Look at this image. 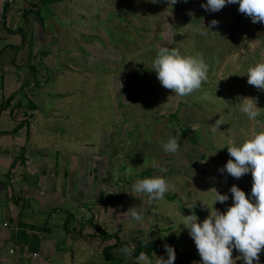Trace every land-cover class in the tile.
I'll list each match as a JSON object with an SVG mask.
<instances>
[{"label": "rangeland", "instance_id": "1", "mask_svg": "<svg viewBox=\"0 0 264 264\" xmlns=\"http://www.w3.org/2000/svg\"><path fill=\"white\" fill-rule=\"evenodd\" d=\"M206 2L73 0L69 10H60L53 20L42 12L46 27L60 41L51 53L48 81L39 87V107L31 113L37 114L39 122L31 124L47 130L42 136L46 155L62 170L69 172V162L80 155L97 157L103 149L109 153V171L102 179L106 182H101L105 195H98L107 208L101 213V228L109 236L101 247L96 243L90 248L81 243L69 246V264H115L102 248L117 240L120 264H134L137 257L133 253L129 258L118 250L135 246L139 238L155 240L160 248L171 241L179 252H196L181 224L182 214H191L188 207L197 200L194 210L202 222L208 215L202 201L210 209L213 205L214 193L207 192L209 189L228 194L227 202L214 205L221 212L232 204V185L251 196V172L236 179L219 169L230 158L229 141L239 145L253 129L264 131V111L258 123L239 111L243 97L257 98V107L264 109V92L249 85L245 75L264 56V24L241 14L238 4L212 13L201 7ZM213 19L218 25L211 31L204 29ZM201 30L207 35H201ZM161 46L178 48L184 55H203L209 72L199 91L177 97L161 86L152 70ZM220 115L226 124L213 133L210 125ZM196 125L199 130L193 132ZM170 136L177 137L180 144L175 154L162 147ZM76 166L77 162L73 168ZM152 176L164 177L174 191L149 206L146 196L135 198L130 193L136 180ZM115 188L117 195L111 193ZM130 207L145 213L143 223L121 216ZM101 228L98 236L103 240ZM155 255L160 256H148L153 264ZM238 255L233 252V258ZM188 264H202L201 258ZM259 264H264V250Z\"/></svg>", "mask_w": 264, "mask_h": 264}, {"label": "crops", "instance_id": "2", "mask_svg": "<svg viewBox=\"0 0 264 264\" xmlns=\"http://www.w3.org/2000/svg\"><path fill=\"white\" fill-rule=\"evenodd\" d=\"M72 2L0 0V264H69L72 244L105 243L98 227L107 208L98 195H105L109 153L80 155L69 162V172L62 170L46 155L47 130L31 124L39 122L31 113L39 107V87L48 81L51 53L60 41L42 12L53 20ZM114 243L116 256L119 241L106 246Z\"/></svg>", "mask_w": 264, "mask_h": 264}, {"label": "clouds", "instance_id": "3", "mask_svg": "<svg viewBox=\"0 0 264 264\" xmlns=\"http://www.w3.org/2000/svg\"><path fill=\"white\" fill-rule=\"evenodd\" d=\"M159 0H152L158 3ZM175 5L178 0H168ZM187 2V0H184ZM238 4V11L249 17L253 23L264 24V0H207L201 7L208 12H219L227 5ZM218 25L213 19L208 27L210 30ZM201 35H207L201 30ZM254 49L255 44L250 42ZM236 57H233L235 60ZM158 81L166 90H170L177 97H187L199 91L208 81L209 66L202 54H181L178 48L167 46L159 47L152 63ZM247 83L257 90L264 92V56L261 60L250 66L246 74ZM258 99L255 97H243L239 104V111L244 113L250 121L258 123L257 118L264 109L257 107ZM226 124L224 116L220 115L210 130L215 133L221 125ZM199 130V125L192 128L193 132ZM163 150L169 154H175L180 150L178 138L170 136L166 143H162ZM227 151L229 159L221 173L226 172L233 178L239 179L251 172L252 187L251 196L241 190L237 185L229 189L232 204L226 211L221 212L215 208L216 202L224 204L229 200L228 194L219 193L216 188L207 192H213V205L211 209L202 201L208 209V215L199 222L195 213L196 201L191 207V214L183 215L181 224L188 230L193 239L202 264H236L242 260L243 264H259L260 253L264 250V131L252 130L248 138L239 145L233 141L228 142ZM216 154V153H215ZM213 154V155H215ZM131 195L135 198L146 196V203L151 206L165 198V195L174 191V185L162 176H152L136 180L131 185ZM203 192V193H207ZM123 217H130L137 223L145 221V213L136 207H130L122 213ZM180 224V225H181ZM135 246L123 247L118 251L131 258ZM167 258L159 256L155 264H174L176 260L175 249L165 244ZM239 255L233 258V252ZM134 264H153V261L144 252L134 260Z\"/></svg>", "mask_w": 264, "mask_h": 264}, {"label": "trees", "instance_id": "4", "mask_svg": "<svg viewBox=\"0 0 264 264\" xmlns=\"http://www.w3.org/2000/svg\"><path fill=\"white\" fill-rule=\"evenodd\" d=\"M101 228V227H99ZM104 229H101V233L104 234V239L108 238V234ZM117 245L116 243L110 244L108 246L103 247V253L105 256H107L108 259L111 261H114L115 264H120L121 260H118L117 257L111 252L112 248ZM167 245L172 246L175 249L176 257H179V259H176L174 261V264H180L183 262L184 264H188V261L191 260H199L200 256L198 252H179L178 246L174 245L173 242H169ZM141 252L146 253L148 256H152L153 253H156L160 256H167V253L165 251V248H160L159 243L155 240H148L146 238H139L136 241L135 248L133 251V257H138Z\"/></svg>", "mask_w": 264, "mask_h": 264}, {"label": "built area", "instance_id": "5", "mask_svg": "<svg viewBox=\"0 0 264 264\" xmlns=\"http://www.w3.org/2000/svg\"><path fill=\"white\" fill-rule=\"evenodd\" d=\"M35 255H37V253H34Z\"/></svg>", "mask_w": 264, "mask_h": 264}]
</instances>
